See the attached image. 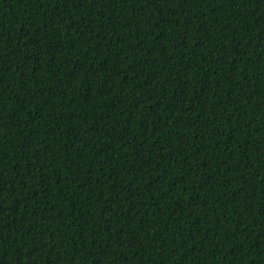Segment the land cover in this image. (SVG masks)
<instances>
[{
	"label": "trees",
	"instance_id": "16d2710c",
	"mask_svg": "<svg viewBox=\"0 0 264 264\" xmlns=\"http://www.w3.org/2000/svg\"><path fill=\"white\" fill-rule=\"evenodd\" d=\"M0 264H264V0H0Z\"/></svg>",
	"mask_w": 264,
	"mask_h": 264
}]
</instances>
